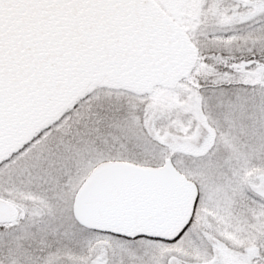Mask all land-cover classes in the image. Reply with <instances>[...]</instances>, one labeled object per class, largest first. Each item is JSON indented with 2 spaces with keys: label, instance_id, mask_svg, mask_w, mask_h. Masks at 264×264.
Instances as JSON below:
<instances>
[{
  "label": "snow or ice",
  "instance_id": "6c2138e0",
  "mask_svg": "<svg viewBox=\"0 0 264 264\" xmlns=\"http://www.w3.org/2000/svg\"><path fill=\"white\" fill-rule=\"evenodd\" d=\"M0 264H264V0H0Z\"/></svg>",
  "mask_w": 264,
  "mask_h": 264
}]
</instances>
